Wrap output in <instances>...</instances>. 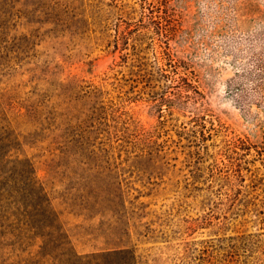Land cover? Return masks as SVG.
I'll return each instance as SVG.
<instances>
[{
    "label": "rangeland",
    "instance_id": "1",
    "mask_svg": "<svg viewBox=\"0 0 264 264\" xmlns=\"http://www.w3.org/2000/svg\"><path fill=\"white\" fill-rule=\"evenodd\" d=\"M0 172V264H264V0H0Z\"/></svg>",
    "mask_w": 264,
    "mask_h": 264
},
{
    "label": "trees",
    "instance_id": "2",
    "mask_svg": "<svg viewBox=\"0 0 264 264\" xmlns=\"http://www.w3.org/2000/svg\"><path fill=\"white\" fill-rule=\"evenodd\" d=\"M43 195L39 194L38 199L36 200V205L33 206L32 212L29 211L27 207V202L23 198L20 203L22 205H26V208L21 212L22 214L28 213L32 216V228L36 230L45 231L46 228H51L50 232H48V236H50L51 240L54 243H62V232L60 229V224H56V216L58 214L55 210L50 211V209L45 207V203L43 201ZM14 201L11 200L10 194V182L8 177L3 175L0 172V232L1 236H5L7 233L15 234L19 236L17 231L13 230L14 224H16V217L13 218L15 215L13 211V204ZM34 213V214H33ZM55 214V217H54ZM18 221V220H17ZM21 223L24 225L29 226L31 222L28 219H24ZM31 226V225H30ZM29 230H32L29 228ZM14 231V233H13ZM40 231V232H41ZM95 259V258H94ZM92 260H89L91 262ZM94 264V263H93Z\"/></svg>",
    "mask_w": 264,
    "mask_h": 264
}]
</instances>
